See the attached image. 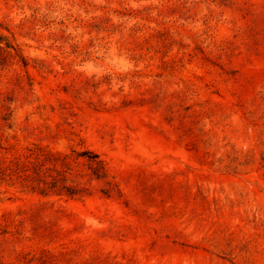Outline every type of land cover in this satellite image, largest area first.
Wrapping results in <instances>:
<instances>
[{
    "label": "rangeland",
    "instance_id": "rangeland-1",
    "mask_svg": "<svg viewBox=\"0 0 264 264\" xmlns=\"http://www.w3.org/2000/svg\"><path fill=\"white\" fill-rule=\"evenodd\" d=\"M0 264H264V0H0Z\"/></svg>",
    "mask_w": 264,
    "mask_h": 264
},
{
    "label": "trees",
    "instance_id": "trees-1",
    "mask_svg": "<svg viewBox=\"0 0 264 264\" xmlns=\"http://www.w3.org/2000/svg\"><path fill=\"white\" fill-rule=\"evenodd\" d=\"M9 48L14 49L17 56L21 57L24 64L27 65L26 60L21 55L19 49L13 45L9 46ZM52 157L53 159L46 157V155L42 154L41 151L35 153L32 152L29 155H26L25 159L16 157L14 161H11V163H15V167L19 170L18 173L23 174L25 180L30 181L32 185L37 184L39 187H43L45 184L48 185L49 181L47 180L50 178L54 181H60L61 179H59V177L62 176V171L59 170V167L61 169L70 168L73 166L72 163L76 160L79 161L80 158H89L92 168L95 167L94 174L98 177H102L106 174L104 160H102L98 154L90 149L79 151L73 148L70 153L57 152L52 154ZM58 162L61 163L60 166L57 165ZM48 163L52 165H49ZM54 171H56L59 176L51 175ZM66 190L65 194L69 197H75L78 195L77 191H74V189L67 187ZM60 192H63V190Z\"/></svg>",
    "mask_w": 264,
    "mask_h": 264
}]
</instances>
